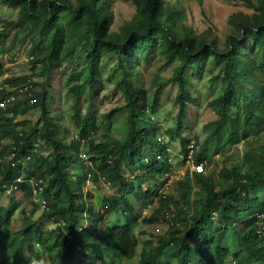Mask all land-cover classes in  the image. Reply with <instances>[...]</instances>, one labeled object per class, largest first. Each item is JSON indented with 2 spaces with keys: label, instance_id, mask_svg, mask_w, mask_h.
Instances as JSON below:
<instances>
[{
  "label": "trees",
  "instance_id": "16d2710c",
  "mask_svg": "<svg viewBox=\"0 0 264 264\" xmlns=\"http://www.w3.org/2000/svg\"><path fill=\"white\" fill-rule=\"evenodd\" d=\"M244 1L253 12L232 14L229 20L232 32L223 45H218L189 33L177 34L178 12L164 0H134L137 6L134 20L116 33L110 31L112 15L108 0H0V4L18 8L20 12L17 19L4 23L0 40H5L10 32L15 31L16 37L24 32L23 37L31 41L33 59L40 63V72L45 77L41 89L34 92L39 97L42 126L32 127L26 140L5 146L0 142V192L17 185L30 197L42 196L49 208L42 217L60 224L54 228L40 227L41 217L37 221L25 220L21 229L12 232L9 228L15 209L0 208L2 262L42 264L45 253L52 264L76 263L82 254L89 264L97 261L119 264L136 255V264H264V195L258 193L264 188V143L246 153L247 171L224 168L222 183L198 171L193 173L192 182L180 181L183 187L197 188V199L192 202L194 192H186L178 222H173L164 236L145 241L141 251L136 232L142 225L157 222L166 207V195L160 187L144 186L146 179H157L171 168L167 145L154 136L157 98L162 92L171 95L176 90L173 104L180 112L178 129L172 131L180 136L186 108L194 102L189 91V71L202 70L204 61L218 68L211 81L221 82V93L208 103L217 118L204 125L206 137L200 148L193 149L199 164H206L225 148L239 144L249 131L255 135L264 128V0L256 4L253 0ZM64 17L84 23L85 34L66 53L63 51L68 30ZM80 45L87 52L88 64L67 80L72 96L71 115L77 126L75 136L68 141L60 112L52 113L54 87L50 79L65 57L75 58ZM157 50L166 55L167 65L177 63L170 77H154V89L148 90L136 83L135 65ZM106 54L116 59L119 79L115 80L114 88L124 101L103 113L102 121L111 125L120 118L125 136L116 138L105 133L96 141L92 137L101 122L94 111L95 94L97 83L106 75L103 69ZM81 78L84 80L80 81ZM18 80L10 77L4 83L13 85ZM247 86H251L250 91ZM86 87L85 109L82 95ZM0 92L2 98L15 91L4 87ZM238 93L242 94L240 102ZM233 105L241 106V110L232 113ZM26 110V107L19 109L18 99L0 108V141L18 131L19 124L13 116ZM32 139L47 143V152H37ZM181 140L183 144L189 141L185 137ZM7 149L10 159L4 157ZM83 152L90 160L84 171L79 166ZM28 159L33 165L23 177L22 162ZM123 170L133 178L126 179ZM109 174L117 179L121 201L102 195L104 199L98 202L107 209H115L112 214L120 221L112 226L101 225L105 218L90 206L89 198H81L79 188L89 177L95 182ZM138 200L146 202L145 208L157 201L160 206L151 215L141 216L136 211ZM85 213L89 226L82 228Z\"/></svg>",
  "mask_w": 264,
  "mask_h": 264
},
{
  "label": "rangeland",
  "instance_id": "374dc122",
  "mask_svg": "<svg viewBox=\"0 0 264 264\" xmlns=\"http://www.w3.org/2000/svg\"><path fill=\"white\" fill-rule=\"evenodd\" d=\"M75 1V0H73ZM167 5H170L178 12V27L176 33L184 35L189 33L198 39H205L210 43L223 45L227 37L232 32V26L229 22L230 17L234 13L245 12L252 13L253 8L250 7L244 0H164ZM259 0H253L256 4ZM109 10L111 11V23L110 31L113 33L121 32L122 28L128 24H131L137 14V6L134 0H108ZM20 16L18 8H11L7 5L0 4V30L4 29V23L17 19ZM65 18L66 27L68 30V42L66 43L63 52H68L74 45L80 43L84 38V23L74 21ZM24 32H19L17 37L15 31L10 32L9 36L4 40H0V63L3 65V74L0 76V91L2 88H7L8 91H15L6 97L1 98L0 103L11 97V101H8L5 106L0 105V108H5L7 104L18 99L19 109L26 107L27 110L21 114L15 115L14 121H17L18 131L0 142L3 146L12 145L18 141L26 140L28 132L32 127L42 126V112L40 106L37 105L39 97L34 96V92L41 89V83L44 81V76L41 74V65L37 63L31 54L30 46L31 41L29 38L25 39ZM16 37V38H15ZM87 52L82 45L78 46L75 58L68 59L65 57L60 67L53 71L50 82L54 87L53 92V108L52 113L55 111L60 112L62 123L64 126V133L68 136V141L72 140L75 136L77 126L72 119V96L68 93V78L75 72H79L86 67L88 60L86 58ZM116 59L111 55L106 54L103 59V69L106 75L102 82L97 83V92L95 94L94 111L97 115L100 126L96 135L94 134L92 139L99 141L103 138V134L116 138H123L125 136V130L122 125V120L119 118L114 123L108 125L103 120L102 114L108 113L114 107L123 104V96L117 89L114 88L115 80L119 79V74L115 68ZM176 61L167 65V57L159 50L152 52L146 59H140L136 64L134 74L136 76V83H140L148 90L154 89L152 87V80L154 77L159 76L163 79L170 77L174 72ZM202 70L192 69L189 71V91L194 99L193 103L188 104L185 112V118L182 120V125L179 128L182 130V134L178 136L172 130H177V121L179 118V107L173 104L176 97V90H173L171 95L162 92L157 98V108L154 121H156V132L154 136L165 143L168 162L171 164L170 170L164 171L159 178L154 180L146 179L144 186L160 187L161 192L166 195V207L162 210L157 222L152 224H145L137 228L140 246L139 251L142 249V245L147 240L157 239L164 236L170 229V225L173 222H178V212L181 207L182 196L191 190V186H182L180 181H193V173L196 167L202 165L204 169L201 173L211 175L216 181L222 183L221 171L224 168L228 169H240L242 172L248 170V166L244 165L245 155L251 149L264 143V128L257 134L253 135L251 131L248 132V136L243 139L239 144L225 148L223 153L214 155L211 159H208L206 164H199L194 158L193 149L200 148L206 133L204 125L213 120L216 117L214 111L209 106V101L218 96L221 93V82H212L211 78L218 73V68L210 61L201 62ZM134 66V65H133ZM132 69V66H128ZM18 77L19 80L13 85L4 83L6 78ZM81 78L80 81H83ZM114 81V82H113ZM34 83H39L35 85ZM22 86L26 90L21 91ZM23 88V89H25ZM173 88V87H172ZM174 89V88H173ZM251 86H247L246 90L250 91ZM238 92L240 87H237ZM88 95V87L84 89L82 95V106L86 109ZM14 97V99H12ZM151 100V99H149ZM239 102L242 100V94L238 93ZM151 102V101H150ZM232 113H238L241 110V106L233 105ZM27 131V132H25ZM185 137L189 141L183 144L182 138ZM37 146L36 151L45 154L49 147L47 143H41L38 139H32L31 141ZM9 150H5L4 157L10 159ZM157 153V152H156ZM159 154V153H158ZM160 155H157L159 157ZM79 166L84 171L85 166L90 162L87 153L83 152L79 156ZM33 165V161L30 159L22 162V175L27 174V170ZM126 179L131 176L128 171L123 170ZM141 173V172H140ZM139 173V174H140ZM132 177V176H131ZM133 178V177H132ZM166 181V184L159 185V183ZM164 185V186H163ZM81 198H89L90 206L93 209L103 215L105 218L101 222V225H115L119 222L112 212H115L113 207H103L98 200L102 201L106 197L111 200L121 201V193L119 192V185L116 177L112 174L107 176H100L95 182L89 177L85 184L80 185ZM197 188H193L194 192L192 198L194 202L197 199ZM262 196L264 195V188L258 192ZM91 194L92 196L88 197ZM103 195V197H102ZM264 199V197H263ZM44 199L40 195L28 196L23 189L10 187L4 192H0V208H14L15 213L12 216L10 230L12 232L18 231L22 228L24 221H37L41 219L43 213L49 208H43L41 206ZM146 201V200H145ZM136 211L142 215H151L152 210L160 206V202L157 201L151 206L145 208L146 202L137 201ZM48 205V203H47ZM2 211V210H1ZM194 213V211H192ZM4 217V214L1 213ZM87 213L82 215V228L88 227V221L85 218ZM59 222L48 218L40 220V227H57ZM3 224H0V229ZM183 227V224L180 226ZM90 231H93L92 228ZM2 241L0 239V246ZM141 247V248H140ZM1 250V249H0ZM139 253V252H138ZM79 261L72 264H89L84 254L80 255ZM138 255L131 261H121L119 264H136ZM0 264L4 263L0 260ZM42 264H52L51 259L45 253L43 254ZM97 264H102L101 261H97Z\"/></svg>",
  "mask_w": 264,
  "mask_h": 264
},
{
  "label": "built area",
  "instance_id": "2783aa9c",
  "mask_svg": "<svg viewBox=\"0 0 264 264\" xmlns=\"http://www.w3.org/2000/svg\"><path fill=\"white\" fill-rule=\"evenodd\" d=\"M25 87H27V86L22 87V88H21V91L26 90ZM23 88H25V89H23ZM12 99H14V97H12ZM8 101H11V97H10V98H6V99H4V100L0 103V105L5 106V104H6ZM0 162H1V160H0ZM13 165H15V162H13ZM203 169H204V167H203L202 165H199V166L196 167V170H197L198 172H202ZM18 180H22V179L19 178ZM12 186L15 187V188L18 187L17 185H12ZM12 186H10V187H12ZM10 187H8V188H10ZM8 188H7V189H8ZM35 191H36V190H35ZM34 196H36V195H34ZM40 204H41V206H42L43 208H47V207H48V205H47V203H46L45 200H42V202H41ZM260 231H261V230H260Z\"/></svg>",
  "mask_w": 264,
  "mask_h": 264
},
{
  "label": "bare ground",
  "instance_id": "6f19581e",
  "mask_svg": "<svg viewBox=\"0 0 264 264\" xmlns=\"http://www.w3.org/2000/svg\"><path fill=\"white\" fill-rule=\"evenodd\" d=\"M229 171V170H228ZM260 206V205H259ZM247 236V235H246ZM250 245V244H249ZM253 252V251H252Z\"/></svg>",
  "mask_w": 264,
  "mask_h": 264
}]
</instances>
